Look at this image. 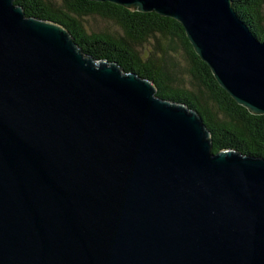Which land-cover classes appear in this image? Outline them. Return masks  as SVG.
I'll use <instances>...</instances> for the list:
<instances>
[{"label": "water", "instance_id": "water-1", "mask_svg": "<svg viewBox=\"0 0 264 264\" xmlns=\"http://www.w3.org/2000/svg\"><path fill=\"white\" fill-rule=\"evenodd\" d=\"M178 21L264 115V42L232 0H92ZM0 0V264H264V158L215 154L204 119Z\"/></svg>", "mask_w": 264, "mask_h": 264}, {"label": "trees", "instance_id": "trees-1", "mask_svg": "<svg viewBox=\"0 0 264 264\" xmlns=\"http://www.w3.org/2000/svg\"><path fill=\"white\" fill-rule=\"evenodd\" d=\"M238 17L264 42V0H232ZM27 17L66 27L83 51L118 63L156 84L157 96L198 111L211 133L213 152L233 149L264 158V115H253L218 83L196 54L183 26L155 12L144 13L92 0H16ZM100 17L112 27L88 31ZM151 45V49H147Z\"/></svg>", "mask_w": 264, "mask_h": 264}, {"label": "rangeland", "instance_id": "rangeland-1", "mask_svg": "<svg viewBox=\"0 0 264 264\" xmlns=\"http://www.w3.org/2000/svg\"><path fill=\"white\" fill-rule=\"evenodd\" d=\"M85 27L87 28L88 31L92 30H99V29H104L107 27H112V25L108 22H106L104 19L100 17H89L85 20L84 22ZM147 49H151V45L146 47Z\"/></svg>", "mask_w": 264, "mask_h": 264}]
</instances>
